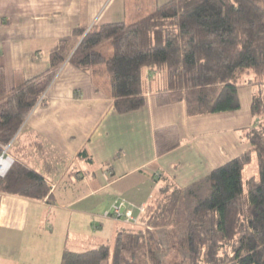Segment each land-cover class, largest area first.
Masks as SVG:
<instances>
[{"label": "crops", "instance_id": "0c3cea01", "mask_svg": "<svg viewBox=\"0 0 264 264\" xmlns=\"http://www.w3.org/2000/svg\"><path fill=\"white\" fill-rule=\"evenodd\" d=\"M165 1L0 0L7 87L45 71L51 48L75 29L130 23ZM144 74V105L120 114L101 69L59 68L13 141L25 150L20 160L46 176L50 198L0 190V264H61L65 249L112 244L119 229L136 226L113 206L138 217L161 176L186 186L250 148L244 132L263 120L251 113L256 85L238 88V109L189 116L162 91L160 74Z\"/></svg>", "mask_w": 264, "mask_h": 264}, {"label": "trees", "instance_id": "16d2710c", "mask_svg": "<svg viewBox=\"0 0 264 264\" xmlns=\"http://www.w3.org/2000/svg\"><path fill=\"white\" fill-rule=\"evenodd\" d=\"M67 61L101 69L120 114L144 105L147 70L189 116L238 109V88L256 85L251 113L263 120L244 132L249 149L186 186L161 176L139 226L119 229L112 244L65 249L61 264H264V0H166L130 23L75 29L51 48L45 71L12 87L0 66V147L15 155L0 190L50 198L46 176L13 141ZM253 157L257 175L243 180Z\"/></svg>", "mask_w": 264, "mask_h": 264}, {"label": "built area", "instance_id": "2783aa9c", "mask_svg": "<svg viewBox=\"0 0 264 264\" xmlns=\"http://www.w3.org/2000/svg\"><path fill=\"white\" fill-rule=\"evenodd\" d=\"M9 147V145H6L5 148H1L0 147V176H4L5 173L7 172V170L9 169V167L11 166L13 159L10 158L8 155L6 154V150ZM144 208L145 206H141L139 208V213L141 214L142 212H144ZM113 212L114 214H116L118 217L119 216H123L124 219L127 222H131L132 224H136L137 223V218L132 215L130 210H125L123 212L120 213L119 211V207L118 206H113Z\"/></svg>", "mask_w": 264, "mask_h": 264}, {"label": "rangeland", "instance_id": "374dc122", "mask_svg": "<svg viewBox=\"0 0 264 264\" xmlns=\"http://www.w3.org/2000/svg\"><path fill=\"white\" fill-rule=\"evenodd\" d=\"M106 45V44H105ZM105 45H103V47L101 48V50L102 51H105L106 52V46ZM43 101H44V97L43 96H41L40 98H39V100L37 101V104H36V106L37 105H40V104H42L43 103ZM23 136L24 135H22V134H20L19 136H18V139L19 140H21V139H23ZM163 142H165V143H169V144H171V143H173V141H169V140H166V141H162V143ZM1 148L3 149V148H5V145L4 146H1ZM23 151H25V150H23ZM22 153H24V152H22ZM5 155H8L10 158H12V159H14L15 158V155H14V153L12 152V148L11 147H8L7 148V150H6V154ZM257 175V167H256V161H255V158L253 157L252 158V161L249 163V164H247L246 166H244V168H243V171H242V177H243V180H246L247 178H249V177H251V176H256ZM138 223H136V224H134V225H137ZM137 226H139V225H137ZM104 232V234L105 235H108V237H110L109 235H110V232H109V230H108V227H104V230H103Z\"/></svg>", "mask_w": 264, "mask_h": 264}]
</instances>
